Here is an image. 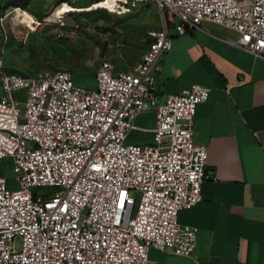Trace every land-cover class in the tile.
Segmentation results:
<instances>
[{
    "label": "built area",
    "instance_id": "2783aa9c",
    "mask_svg": "<svg viewBox=\"0 0 264 264\" xmlns=\"http://www.w3.org/2000/svg\"><path fill=\"white\" fill-rule=\"evenodd\" d=\"M149 2L163 28L148 32L149 50L130 70L102 61L96 88L77 84L70 71L1 78L0 171L10 160L15 178L0 174V264H155L152 250L194 255L199 230L180 224L179 214L202 201L211 179L207 147L195 140L197 108L211 89L192 84L161 102L159 62L173 48L171 24L180 35L222 26L238 35L226 42L264 58V0L95 6L123 16ZM153 109V143H127L138 115ZM42 188L55 190L35 192Z\"/></svg>",
    "mask_w": 264,
    "mask_h": 264
},
{
    "label": "crops",
    "instance_id": "0c3cea01",
    "mask_svg": "<svg viewBox=\"0 0 264 264\" xmlns=\"http://www.w3.org/2000/svg\"><path fill=\"white\" fill-rule=\"evenodd\" d=\"M11 2L22 9L21 0ZM53 2L31 0L27 10L38 19ZM172 35L173 48L159 62L158 95L163 102L192 84L211 89L195 117V140L207 147L211 179L202 186V201L179 214L180 224L199 230L194 255L152 250L150 258L155 264H264V58L226 42L237 33L216 24ZM81 86L96 88L95 77ZM156 124V110L139 114L127 143H153Z\"/></svg>",
    "mask_w": 264,
    "mask_h": 264
},
{
    "label": "rangeland",
    "instance_id": "374dc122",
    "mask_svg": "<svg viewBox=\"0 0 264 264\" xmlns=\"http://www.w3.org/2000/svg\"><path fill=\"white\" fill-rule=\"evenodd\" d=\"M97 1L54 0L36 18L35 25L23 27L14 20L15 3L0 0V46L4 50L0 56V97L5 95L1 78L6 74L70 71L77 84L89 86L105 59L118 71L130 70L149 50L148 32L163 28L162 17L152 2L133 6L130 13L118 16L110 9L96 7ZM175 26L170 25L172 37ZM1 172L10 180L15 178L10 160L3 161ZM10 188L18 186L11 182ZM54 190L35 192L50 194ZM20 244L18 240L16 246Z\"/></svg>",
    "mask_w": 264,
    "mask_h": 264
},
{
    "label": "bare ground",
    "instance_id": "6f19581e",
    "mask_svg": "<svg viewBox=\"0 0 264 264\" xmlns=\"http://www.w3.org/2000/svg\"><path fill=\"white\" fill-rule=\"evenodd\" d=\"M15 13L14 20L18 24L24 25L23 27L32 26L37 23L36 17L27 9H18Z\"/></svg>",
    "mask_w": 264,
    "mask_h": 264
},
{
    "label": "trees",
    "instance_id": "16d2710c",
    "mask_svg": "<svg viewBox=\"0 0 264 264\" xmlns=\"http://www.w3.org/2000/svg\"><path fill=\"white\" fill-rule=\"evenodd\" d=\"M23 3L20 4V6H17V7H22V9H27L29 3L31 0H21ZM101 0L97 1L96 3H99ZM15 2H11L10 5H13ZM17 4L15 3L14 6H16ZM150 43H151V40H150ZM0 174L3 175V173L0 171Z\"/></svg>",
    "mask_w": 264,
    "mask_h": 264
}]
</instances>
